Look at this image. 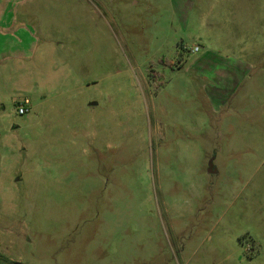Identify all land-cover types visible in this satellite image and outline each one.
I'll return each mask as SVG.
<instances>
[{"label": "rangeland", "instance_id": "374dc122", "mask_svg": "<svg viewBox=\"0 0 264 264\" xmlns=\"http://www.w3.org/2000/svg\"><path fill=\"white\" fill-rule=\"evenodd\" d=\"M33 4L0 59V264H264V0Z\"/></svg>", "mask_w": 264, "mask_h": 264}, {"label": "crops", "instance_id": "0c3cea01", "mask_svg": "<svg viewBox=\"0 0 264 264\" xmlns=\"http://www.w3.org/2000/svg\"><path fill=\"white\" fill-rule=\"evenodd\" d=\"M37 0H0V59L11 58L13 39L5 32L11 31L16 23L23 22L21 14L41 12L44 8L33 4Z\"/></svg>", "mask_w": 264, "mask_h": 264}, {"label": "built area", "instance_id": "2783aa9c", "mask_svg": "<svg viewBox=\"0 0 264 264\" xmlns=\"http://www.w3.org/2000/svg\"><path fill=\"white\" fill-rule=\"evenodd\" d=\"M29 112L28 102L24 100L22 103L17 104L16 113L20 116L26 115Z\"/></svg>", "mask_w": 264, "mask_h": 264}, {"label": "water", "instance_id": "95a60500", "mask_svg": "<svg viewBox=\"0 0 264 264\" xmlns=\"http://www.w3.org/2000/svg\"><path fill=\"white\" fill-rule=\"evenodd\" d=\"M207 167H208L207 168V173L208 174H214L215 170H214V168L212 166V162L211 161L208 162V166Z\"/></svg>", "mask_w": 264, "mask_h": 264}]
</instances>
